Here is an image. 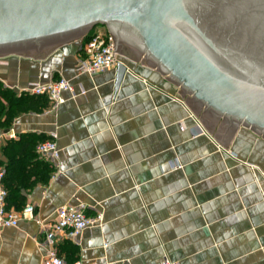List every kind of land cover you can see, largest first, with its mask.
Instances as JSON below:
<instances>
[{
  "label": "crops",
  "instance_id": "0c3cea01",
  "mask_svg": "<svg viewBox=\"0 0 264 264\" xmlns=\"http://www.w3.org/2000/svg\"><path fill=\"white\" fill-rule=\"evenodd\" d=\"M86 35L42 58L0 56L12 94L0 99V168L6 142L22 134H35V153L53 136L59 149L56 160L36 153L50 176L21 188L14 210L32 204L47 222L65 204L102 213L101 224L57 239L67 262L264 264V134L207 112L130 48L117 50L126 72L116 91V67L78 72ZM58 78L85 93L57 105L29 93ZM47 229L29 219L3 229L0 264H42Z\"/></svg>",
  "mask_w": 264,
  "mask_h": 264
},
{
  "label": "water",
  "instance_id": "95a60500",
  "mask_svg": "<svg viewBox=\"0 0 264 264\" xmlns=\"http://www.w3.org/2000/svg\"><path fill=\"white\" fill-rule=\"evenodd\" d=\"M99 25L207 112L264 134V0H0V56L42 58Z\"/></svg>",
  "mask_w": 264,
  "mask_h": 264
},
{
  "label": "built area",
  "instance_id": "2783aa9c",
  "mask_svg": "<svg viewBox=\"0 0 264 264\" xmlns=\"http://www.w3.org/2000/svg\"><path fill=\"white\" fill-rule=\"evenodd\" d=\"M83 52V58L77 68L80 73L93 75L115 68L121 62L115 40L106 29H92L90 38L84 44ZM65 92H69L71 97L85 93L84 90L75 92L73 86L64 78H58L45 84L37 83L29 90V93L44 96L54 105L65 101L63 96ZM54 138L55 136L38 143L36 153L53 160L58 159L59 149ZM6 197L7 191L3 186V170L0 168V232L5 228L16 227L22 219L35 220L42 226L48 227L44 238L48 249L42 264H97L82 260L67 262L57 253L55 244L58 238L74 239L87 227L101 224L102 213L89 215L87 207L82 203L65 204L56 210L52 221H40L35 217L32 204H26L21 210L10 209L7 207ZM162 264H167L166 258Z\"/></svg>",
  "mask_w": 264,
  "mask_h": 264
},
{
  "label": "trees",
  "instance_id": "16d2710c",
  "mask_svg": "<svg viewBox=\"0 0 264 264\" xmlns=\"http://www.w3.org/2000/svg\"><path fill=\"white\" fill-rule=\"evenodd\" d=\"M90 38V32L84 37L85 42ZM21 96L29 97L28 93ZM12 100L9 90L0 83V99ZM36 136L33 133L22 134L18 140H9L4 147L6 161L3 163V186L7 191V207L18 208V203L23 200L19 193L21 188L28 189L37 183H46L50 176L51 168L47 162L35 153L33 144ZM14 199V203L12 202Z\"/></svg>",
  "mask_w": 264,
  "mask_h": 264
},
{
  "label": "rangeland",
  "instance_id": "374dc122",
  "mask_svg": "<svg viewBox=\"0 0 264 264\" xmlns=\"http://www.w3.org/2000/svg\"><path fill=\"white\" fill-rule=\"evenodd\" d=\"M95 28H97V29H100V30H103V29H106L104 26H97V27H95ZM129 46L128 45H125V44H123V47H122V49L125 51V52H128V53H130L129 51H127V50H129ZM131 49V48H130Z\"/></svg>",
  "mask_w": 264,
  "mask_h": 264
}]
</instances>
